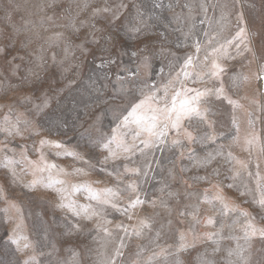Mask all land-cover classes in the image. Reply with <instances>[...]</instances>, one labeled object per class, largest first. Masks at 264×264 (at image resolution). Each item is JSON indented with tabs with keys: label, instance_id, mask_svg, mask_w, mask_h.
Returning a JSON list of instances; mask_svg holds the SVG:
<instances>
[{
	"label": "rangeland",
	"instance_id": "rangeland-1",
	"mask_svg": "<svg viewBox=\"0 0 264 264\" xmlns=\"http://www.w3.org/2000/svg\"><path fill=\"white\" fill-rule=\"evenodd\" d=\"M263 69L264 0H0V264H264ZM185 89L208 123L124 125Z\"/></svg>",
	"mask_w": 264,
	"mask_h": 264
},
{
	"label": "snow or ice",
	"instance_id": "snow-or-ice-1",
	"mask_svg": "<svg viewBox=\"0 0 264 264\" xmlns=\"http://www.w3.org/2000/svg\"><path fill=\"white\" fill-rule=\"evenodd\" d=\"M101 11H109V9L105 8V9H102ZM134 30L138 31V29H134ZM241 34L246 36L247 35L246 30L242 28ZM60 35L61 34H57L58 38ZM53 59H55V57H53ZM147 60H148V57L145 56L144 57L145 63H147ZM185 64L186 66L191 64V59L189 58L185 62ZM212 68H213V71L211 75L216 76V77H219L220 73L224 71V69L216 63H213ZM184 75L187 78L189 74L185 72ZM146 86L149 88V90H151L152 86L148 85L147 82H146ZM189 92H194V95L189 96L188 95ZM223 92H224V89L219 88V89H216L213 94H215L217 98H220ZM209 94H210V90H207V89L204 91H199V90H194V89H185L183 93L184 98L180 100L179 106H177L176 97H173L171 107H168L167 105H165V107L163 108L157 107L154 109L151 108L149 101L155 99V94L153 93L152 95H145L144 99L140 100L139 103L130 104L129 106L130 111L126 109L127 115H124L123 123L125 126L131 123H134L137 126V128L140 129V132L147 133V135L150 138H154L155 140H162L163 137L167 134V130L169 127L179 131L182 127L181 122L185 118L192 119L193 117H195V118H198L201 123H208L207 117H208L210 110L208 108H201L200 105L203 102L204 98L207 97ZM177 95H180V94L178 93ZM229 102L231 103V101ZM46 106L47 104L45 101V104L43 106H38V109L42 110V107H46ZM149 111H151L152 113L151 115L148 114ZM161 119H163L166 122L163 124L162 127L157 129L158 122ZM209 126H210V123H209ZM17 134H19V130H17ZM136 134L139 135L140 133L138 132ZM185 134L187 135L190 141L194 139L191 133L186 132ZM202 139L209 140V139H212V137L205 135L204 137H202ZM48 143L50 142L46 140L40 141L41 147H43L45 144H48ZM177 143H179L178 140L173 141V144H177ZM53 146L57 149L62 148V145L59 143H55ZM69 155H74V154L69 153ZM41 159H43V157H41ZM237 163L241 164L242 167L244 166L242 161H237ZM51 167H55V165H51ZM199 179L203 180L205 179V177H199ZM92 198L96 199L97 197L94 195ZM216 198L222 200V197L220 196H217ZM142 203L143 201L140 200L138 197L135 201L131 203L130 207L134 208ZM259 204L261 207H264V197L260 199ZM225 207H227V205H225ZM76 214L79 215V213H76ZM244 215H248V214L244 213ZM208 222L212 223L211 220H209ZM143 226L148 227L147 224H144ZM256 235H259L260 238L264 239V228H256L253 224H248L246 227V231H245V240H248L251 237L256 236ZM29 246L30 245L25 244L24 248L26 249ZM18 251H22V249L18 247ZM117 255H119V252H117ZM21 264H37L36 258L35 256H33L30 259L22 261Z\"/></svg>",
	"mask_w": 264,
	"mask_h": 264
},
{
	"label": "built area",
	"instance_id": "built-area-1",
	"mask_svg": "<svg viewBox=\"0 0 264 264\" xmlns=\"http://www.w3.org/2000/svg\"><path fill=\"white\" fill-rule=\"evenodd\" d=\"M257 88L262 94H264V69L261 71L258 77Z\"/></svg>",
	"mask_w": 264,
	"mask_h": 264
}]
</instances>
